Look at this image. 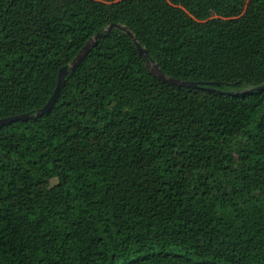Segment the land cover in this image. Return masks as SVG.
Wrapping results in <instances>:
<instances>
[{
  "label": "trees",
  "instance_id": "16d2710c",
  "mask_svg": "<svg viewBox=\"0 0 264 264\" xmlns=\"http://www.w3.org/2000/svg\"><path fill=\"white\" fill-rule=\"evenodd\" d=\"M0 264H264V0H0ZM198 81L176 86L147 67Z\"/></svg>",
  "mask_w": 264,
  "mask_h": 264
},
{
  "label": "water",
  "instance_id": "95a60500",
  "mask_svg": "<svg viewBox=\"0 0 264 264\" xmlns=\"http://www.w3.org/2000/svg\"><path fill=\"white\" fill-rule=\"evenodd\" d=\"M115 26L124 30L133 39L139 53L144 58H146L148 56V50L141 45V43L138 41L136 35L134 34V32L131 29H129L126 25L111 23L105 29V31L97 32L94 36H92L88 40V42L82 47V49L78 52V54L75 56V58L69 63V67L66 65V66H63L62 68H60L59 73H58V81H57V85L54 89V92L51 95L50 99L47 101V103L43 107L38 109L37 112L34 114L27 112V113H21V114H16V115H12V116L2 117V118H0V128L4 124L10 123V122H13L16 120H26V119L34 118V117H37L39 115H42V114L50 111L54 107V105H55V103H56V101L60 95V91H61V88L63 87V85L66 81L67 74L73 73L75 71V69L77 68V66L85 58V56L90 52V50L94 46L97 45L98 40L103 36L109 35L111 29ZM147 67L156 77H158L159 79H161L162 81H165L167 83H170V84H173L176 86H191V87L200 86V83L198 81L180 79V78H175V77L167 75L160 68L158 63L152 58H150L149 62H147ZM261 89H264V83L257 85V86H254V87L244 89L242 91H239V93H248V92H253L255 90H261Z\"/></svg>",
  "mask_w": 264,
  "mask_h": 264
}]
</instances>
